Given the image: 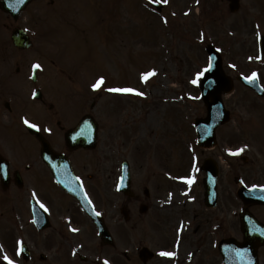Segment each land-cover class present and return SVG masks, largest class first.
<instances>
[{
  "label": "rangeland",
  "instance_id": "1",
  "mask_svg": "<svg viewBox=\"0 0 264 264\" xmlns=\"http://www.w3.org/2000/svg\"><path fill=\"white\" fill-rule=\"evenodd\" d=\"M197 1H201L199 7L196 6ZM68 2L73 1L66 0L65 5ZM251 3L252 0H241L240 12L232 14L228 4L222 0H168L167 3H163L162 14L168 15L162 17L149 10L151 5L146 0H78L77 3H72V12L60 14L69 22L78 21V24L63 22L62 25H57L60 34L57 35L58 41L53 43L51 48H48L51 43L44 35L45 44L36 40L37 46L40 47L25 53L27 61L39 60L43 72L46 73L42 86L57 100H60L64 94L68 82L66 78L74 76L76 72L80 73L82 83H86L87 80L90 81L98 76L108 78L112 70L115 72V74L112 72V75L118 77V79L114 77L115 82L145 93L144 96L135 93L127 95L110 93L107 96L95 97L98 103L96 109L99 114L98 119L101 122L99 143L90 153L93 154V162L83 169L85 173L96 174L97 171V177L100 176L99 180L95 181L98 182L97 184L90 181L87 184L96 206L109 218L112 229L117 235L119 242L117 249L120 253L125 250V238L128 240V237L130 241L136 243H139L141 238L145 240L149 238L150 244L152 246L155 244L157 235L152 233L151 238H145L148 234H143L144 220H147L145 222L147 225L151 224L148 221H152L153 218L159 226L160 224L165 226V219L172 225L177 223L178 216L182 212L175 209L173 194L188 184L186 182L188 176L182 175L185 177L181 178L176 174L186 172L187 163L188 166L198 170L203 158L212 153L210 151L202 153L201 148L192 144L195 138L192 122L197 116L204 115L206 110L199 98L197 84L191 81L196 78L198 71L207 66L206 45L212 42L218 47L224 56L225 69L234 79L238 73L247 75L250 71L256 70L264 81V57L259 59L256 46L253 45V41H249V39L253 40L257 31L253 30L252 18H247L246 15L248 11L251 13ZM47 7H50L49 4H44L42 9H39L47 10ZM61 8V10L53 8V14L54 10L57 13L65 10V7L61 6ZM259 10V6L253 7V14L259 13ZM213 17L217 20L210 22ZM35 29L42 30L43 34L47 30L42 28L41 24L36 25ZM3 31L0 25V37ZM51 57L54 58L53 63L48 61ZM153 71L155 75L145 80V74ZM78 90L75 91L77 94ZM225 103L231 109L233 119L218 129V138L221 142L224 141L222 142L224 148L226 143L232 147L241 141H248L252 138L249 135L250 131L255 130L259 136L263 135L264 99L257 98L253 92L236 82L235 91L226 96ZM74 108L75 106H72L68 113ZM46 111L34 104L31 113H35L36 119L41 121L47 118ZM230 146H226V151ZM126 158L132 164L134 183L141 193L142 201H146L144 187L149 188L153 203L155 198H160L159 202L157 198L156 206L155 203L150 205L151 210L146 213L148 214L146 219H143L139 213L136 215L137 219L131 220L127 226L122 221L117 223L122 198L115 188L120 175V163ZM240 167L236 166V168ZM110 169L113 177L105 181V172ZM165 172L171 173V179L164 183L162 178ZM175 176L176 180H172ZM45 180V176L39 179L37 175L40 188ZM225 180L227 179H224V184L227 183ZM194 183H197V180ZM226 187L228 188V185ZM189 190L191 191L189 197L200 192L197 186H190ZM168 191L171 194L169 198L173 201L171 207L165 205ZM56 196L59 197L58 194ZM223 200L221 203L226 209L231 207L230 204H234L227 194ZM182 201L181 197L180 203ZM56 202L58 212H53L50 218L52 221L54 219V226H63L64 230H61L65 233L63 238L56 236L53 229L46 230L47 233L43 234L36 233L29 224L28 215V229L20 230L17 235L27 239L35 255L30 262L20 261V264H84L79 262L74 251L92 257L93 248L90 246L93 242L94 230L91 224L72 208L68 199L67 201L59 199ZM186 203L190 207L194 202L186 201ZM237 203L239 204L238 201ZM138 205L139 203L136 202L135 207L137 208ZM155 208L162 210L157 211ZM198 209L200 212L203 211L201 206ZM226 209L223 228L217 231L215 237L219 239L223 235H234L240 239L239 222L232 221L235 217ZM257 211L264 218V210ZM156 213L157 216H154ZM72 214L76 215L71 217ZM195 217L197 219H190L194 224L200 218ZM7 218L11 222L9 215ZM73 228L78 231L73 232ZM12 231L14 228L1 230L5 237L4 245L5 247L10 245L11 252L14 248V240L10 237ZM200 234V232L194 234L192 244L188 246L193 248L196 260L200 261L198 264H218L214 242L209 240L211 235L209 238L201 239ZM133 235L136 237L133 238ZM46 236L49 238L46 239ZM18 239L20 238L17 237L15 244ZM94 239L96 240L97 237ZM135 247L129 248L133 250ZM0 249L6 253L3 247ZM47 250L52 252L51 258L47 262H41L39 253L43 251L47 254ZM260 251L261 257L264 258V249ZM103 255L106 256L104 252ZM116 255L115 257L110 255L114 260L113 264H125L122 256L119 257L117 253ZM9 256L12 259H19L14 254ZM151 263L154 264V261ZM129 264L140 263L134 257Z\"/></svg>",
  "mask_w": 264,
  "mask_h": 264
},
{
  "label": "flooded vegetation",
  "instance_id": "2",
  "mask_svg": "<svg viewBox=\"0 0 264 264\" xmlns=\"http://www.w3.org/2000/svg\"><path fill=\"white\" fill-rule=\"evenodd\" d=\"M8 17L11 19L8 24L13 27L14 18L11 15ZM4 105V110L0 109V153L6 155L9 146L15 152L14 148L17 144H11L14 128L16 126L23 128V125L20 122L18 108H13L10 103L6 106L4 102ZM31 155H33L32 152L29 153V156ZM8 161L12 172H10L6 186L0 178V206L4 210H13V213L20 208L28 212V143L24 141L19 149L10 158L8 157ZM54 187H56L55 184ZM45 199L49 201L47 196ZM204 222L205 220L201 219L198 228L202 227Z\"/></svg>",
  "mask_w": 264,
  "mask_h": 264
},
{
  "label": "water",
  "instance_id": "3",
  "mask_svg": "<svg viewBox=\"0 0 264 264\" xmlns=\"http://www.w3.org/2000/svg\"><path fill=\"white\" fill-rule=\"evenodd\" d=\"M209 51L211 52V57L215 60L216 54L213 52L212 48H209ZM217 65L216 67L211 69L210 72L207 73L206 79L208 80H219V78L222 77V69H221V60L220 58L217 60ZM224 76V75H223ZM229 80V79H228ZM220 82V81H219ZM216 90L215 92L212 91L210 93H207L205 95V102L208 106V117L205 120H201L199 122H197L196 126L198 128H201L203 131V135L200 133V139L202 140L204 137L205 138H209V140L214 139V131H211L215 128L217 123H221L224 122L228 119V113L225 112L224 117L221 119L220 117H218V113H217V108L218 106H220V102H221V92H228L231 90L232 85L230 84V80L229 82H225V84L223 85V88L220 87H215ZM222 112V111H221ZM222 114V113H221ZM213 132V134H212ZM79 137H76V139H78ZM205 138L202 140L203 144L206 142ZM94 139V136L91 135V140H87L85 142H92ZM212 139V140H213ZM77 142V141H76ZM212 175H216V172L213 171ZM127 187V186H125ZM206 188L208 190V193H210L212 195V199L215 200V188H216V184H215V179L212 178L211 180H207L206 182ZM248 195H252L248 194ZM208 198H210L208 196ZM215 204V202L213 203ZM98 224L100 225V230L102 232V235L104 238L106 239H110V235L107 233L106 229L104 228L101 220H97ZM250 227L249 226H244V234H245V242L243 244H238V248H239V255L242 257L241 262L244 261V263L249 264V258L253 255L254 257H256V249H257V245L253 244V240L251 239L252 234L250 233ZM253 237L255 238H259V240L263 243L264 242V237H259L257 236V234L254 232Z\"/></svg>",
  "mask_w": 264,
  "mask_h": 264
},
{
  "label": "snow or ice",
  "instance_id": "4",
  "mask_svg": "<svg viewBox=\"0 0 264 264\" xmlns=\"http://www.w3.org/2000/svg\"><path fill=\"white\" fill-rule=\"evenodd\" d=\"M154 3H167L168 0H153ZM251 59V57H250ZM212 60L213 58L212 57H209L208 58V62H207V66L202 69L201 71H198L196 73V78L193 79L191 81V83L193 84H197L202 77L205 76L206 73L210 72L211 69L213 68V63H212ZM233 67H235V65H233ZM33 68L34 69H40L41 68V65L39 63H36L33 65ZM152 75H155V72H149V73H146L145 76H144V79L147 80L149 76H152ZM256 77V73H253L251 77H245V79L249 80L250 82L255 79ZM210 83H214V81L210 82ZM105 84V80H104V77H100L94 84H92V88L94 90H100L102 88V86ZM109 92H113V93H135L137 95H140V96H144L145 93L144 92H140V91H137L136 89L134 88H131V87H115V88H109L108 89ZM25 124H28L30 127L32 128H37L38 125L35 124V123H31L30 121H28L27 119H25ZM246 147V146H245ZM243 151H245V148L242 147V148H239V149H236L235 151L229 149V153L231 155H239L240 153H242ZM194 180H195V177H192V178H189L187 179V183L189 185H191L192 183H194ZM43 206V205H42ZM99 214V213H97ZM73 232H76L78 231V229L76 228H73L72 229ZM161 256H165V257H173L175 256L176 254L174 252H167V251H164V252H161L160 253ZM3 259L5 261H7V264H16L15 261H13L7 254L4 255ZM104 264H109V262L107 260L104 261Z\"/></svg>",
  "mask_w": 264,
  "mask_h": 264
}]
</instances>
